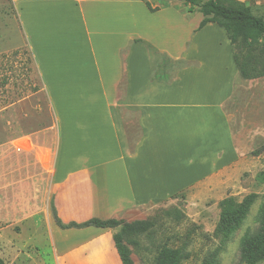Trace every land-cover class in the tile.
<instances>
[{"label":"crops","instance_id":"crops-1","mask_svg":"<svg viewBox=\"0 0 264 264\" xmlns=\"http://www.w3.org/2000/svg\"><path fill=\"white\" fill-rule=\"evenodd\" d=\"M147 1L157 10L143 0H10L57 135L47 167L31 153L33 140L18 154L0 146V220L35 235L46 224L53 264L121 262L110 228L61 229L52 204L63 223L120 219L239 157L222 108L237 77L224 29L208 23L196 30L203 16L188 4ZM206 32L215 44L207 55L197 52ZM160 54L190 64L167 82L156 76ZM122 111L134 115V132Z\"/></svg>","mask_w":264,"mask_h":264},{"label":"rangeland","instance_id":"rangeland-1","mask_svg":"<svg viewBox=\"0 0 264 264\" xmlns=\"http://www.w3.org/2000/svg\"><path fill=\"white\" fill-rule=\"evenodd\" d=\"M235 1L264 18V0ZM191 9L201 15L195 6ZM208 37L211 35L206 32L198 39V53L214 52L215 44ZM257 39L260 40L254 37L252 43ZM159 58L156 75L163 79L172 80L184 66L185 60L181 58L169 59L164 54ZM208 81L212 83V77ZM234 88L232 98L222 108L240 151L237 161L176 195L124 214L120 218L123 223H143L126 236L131 241L129 248L134 264H153L157 248L161 246L180 247L187 253L179 264H201L221 245L214 236L222 211L221 201L232 197L240 202L247 194L254 193L256 199L248 213L216 255L215 264H239L241 243L245 236L256 232L264 210V77L244 80L237 72ZM121 116L127 130L134 132V115L122 111ZM56 135L54 111L22 35L16 11L10 0H0V146L5 144L18 154L33 140L36 148L31 153L38 163L47 167ZM5 171L2 164L0 180H4ZM118 229H111L112 235ZM33 231L31 227L22 228L18 222L0 220V257L4 264H53V244L46 224L43 233L35 235ZM257 264H264V260Z\"/></svg>","mask_w":264,"mask_h":264},{"label":"trees","instance_id":"trees-1","mask_svg":"<svg viewBox=\"0 0 264 264\" xmlns=\"http://www.w3.org/2000/svg\"><path fill=\"white\" fill-rule=\"evenodd\" d=\"M150 11L157 10L150 6L147 0H143ZM190 6H195L203 16L196 30L203 28L208 23H215L223 28L229 39L233 59L238 76L244 80L264 77V18L254 15L250 9L235 0H179ZM254 37H259L252 43ZM190 63L184 61V66ZM157 76V75H156ZM157 78H161L157 76ZM163 79V78H162ZM170 81L171 79H164ZM133 138L129 137V147L133 149ZM176 195V194H175ZM256 194H247L240 202L228 197L221 201L222 211L214 236L219 238L221 245L208 254L201 264H215L216 255L221 250L222 244L230 237L236 226L242 221L254 203ZM52 216L55 224L61 229L85 228L89 226L97 228H119L113 234V241L121 264H134L131 258L130 240L126 238L138 226L143 223H123L120 219L97 217L89 218L83 222L70 221L63 223L51 205ZM188 254L180 247L169 248L161 246L157 248L153 264H179ZM264 260V210L261 214L259 227L252 235L245 236L240 248L239 264H257ZM0 264H4L0 257Z\"/></svg>","mask_w":264,"mask_h":264}]
</instances>
